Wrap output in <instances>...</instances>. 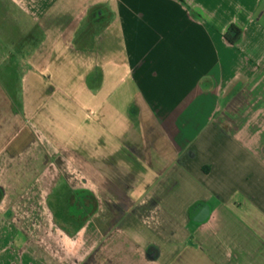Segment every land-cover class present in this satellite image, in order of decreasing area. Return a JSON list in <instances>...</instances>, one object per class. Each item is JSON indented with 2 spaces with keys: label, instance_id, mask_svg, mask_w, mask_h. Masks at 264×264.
Segmentation results:
<instances>
[{
  "label": "crops",
  "instance_id": "1",
  "mask_svg": "<svg viewBox=\"0 0 264 264\" xmlns=\"http://www.w3.org/2000/svg\"><path fill=\"white\" fill-rule=\"evenodd\" d=\"M2 1L0 264H264V0Z\"/></svg>",
  "mask_w": 264,
  "mask_h": 264
},
{
  "label": "rangeland",
  "instance_id": "2",
  "mask_svg": "<svg viewBox=\"0 0 264 264\" xmlns=\"http://www.w3.org/2000/svg\"><path fill=\"white\" fill-rule=\"evenodd\" d=\"M4 7H6L5 2L0 0V25L4 26V28H5V34L4 35L6 38H4V39L7 40V37L9 36L7 31L9 30V26H11V23L9 22V19H7L8 17L3 13L5 11ZM14 35L16 36V34H14ZM2 74L3 73H0V80L2 78ZM20 81H21V75L18 72H16L15 74H12V76L8 79V81H5V82L1 81V84L5 85V87L8 90L14 91L16 89L19 90V85L21 83Z\"/></svg>",
  "mask_w": 264,
  "mask_h": 264
},
{
  "label": "trees",
  "instance_id": "3",
  "mask_svg": "<svg viewBox=\"0 0 264 264\" xmlns=\"http://www.w3.org/2000/svg\"><path fill=\"white\" fill-rule=\"evenodd\" d=\"M181 1H184V0H181ZM240 36H241V30L237 28L236 26H231L226 35V38L227 40L231 42H235L239 39Z\"/></svg>",
  "mask_w": 264,
  "mask_h": 264
}]
</instances>
